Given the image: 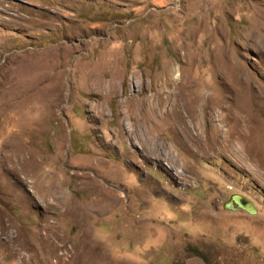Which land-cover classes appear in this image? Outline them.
Returning <instances> with one entry per match:
<instances>
[{
  "label": "rangeland",
  "instance_id": "1",
  "mask_svg": "<svg viewBox=\"0 0 264 264\" xmlns=\"http://www.w3.org/2000/svg\"><path fill=\"white\" fill-rule=\"evenodd\" d=\"M13 149L55 194L0 200V264H264V0H0Z\"/></svg>",
  "mask_w": 264,
  "mask_h": 264
},
{
  "label": "bare ground",
  "instance_id": "2",
  "mask_svg": "<svg viewBox=\"0 0 264 264\" xmlns=\"http://www.w3.org/2000/svg\"><path fill=\"white\" fill-rule=\"evenodd\" d=\"M176 86H179V85H176ZM179 87H181V86H179ZM169 93L170 92H168V96L172 99L171 105H170V114H171L170 115V122L171 123H173L174 120L176 119V118L174 119L172 116V114H175V113H184L183 111H185L184 114L187 117L191 118L192 121H194L193 119L196 120V118L201 115L200 104H197V103L194 104L193 100L189 96L184 97L180 94V92H178L177 95H175L174 93H170V94ZM196 106H198V107L196 108ZM167 118H168V116H167ZM178 119H179V117H178ZM180 120H182V119H180ZM166 121H167V119H166ZM244 123H246V122H244ZM244 123H243V125H244ZM186 129L187 130H186V134H185V140L187 142H190V143H197L198 142L199 145H201L200 142H202L203 140H200L201 136L198 134V132H197V134L193 135L189 131L188 127ZM181 130L183 131L182 128H181ZM205 141H206V139H205ZM207 141H209L208 138H207ZM209 144H210V141H209ZM208 148H210V147H208ZM0 162H2V164H3L0 167V200H2L7 195V192H12V193H15L16 197L19 199V201H21L22 195L17 193V191H18L17 189H21V188H23L24 185H26L29 188H31L33 194L38 195L39 198H41V197L44 198L48 208L53 206L51 204V200L54 197V194H55L54 189L55 188H54V185L52 184V181L46 176H41L39 174L38 170L36 169L34 162L31 159H29V157L26 158V156L23 154V152L21 150H14L13 149L12 151L1 155ZM27 198H30V196L27 195ZM0 216H1V214H0ZM8 224L9 225H3L0 229L1 234L5 233L6 241L4 242L5 243L4 245L8 244V247H10V245H13L14 247H16V249H18V246L23 247L21 235L18 234V232L16 233V232L11 231V228L14 227L15 224L11 223V222H8ZM1 240H2V236H0V242H1ZM12 251H13V253L10 254L11 256L22 257L21 249H18L16 251H15V249H12Z\"/></svg>",
  "mask_w": 264,
  "mask_h": 264
},
{
  "label": "water",
  "instance_id": "3",
  "mask_svg": "<svg viewBox=\"0 0 264 264\" xmlns=\"http://www.w3.org/2000/svg\"><path fill=\"white\" fill-rule=\"evenodd\" d=\"M225 208L233 211L236 210L237 208H240L249 214L255 213V209L251 203L241 198L240 196H236V195L231 198V201L225 204Z\"/></svg>",
  "mask_w": 264,
  "mask_h": 264
},
{
  "label": "trees",
  "instance_id": "4",
  "mask_svg": "<svg viewBox=\"0 0 264 264\" xmlns=\"http://www.w3.org/2000/svg\"><path fill=\"white\" fill-rule=\"evenodd\" d=\"M202 258V257H201Z\"/></svg>",
  "mask_w": 264,
  "mask_h": 264
}]
</instances>
